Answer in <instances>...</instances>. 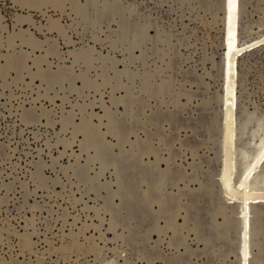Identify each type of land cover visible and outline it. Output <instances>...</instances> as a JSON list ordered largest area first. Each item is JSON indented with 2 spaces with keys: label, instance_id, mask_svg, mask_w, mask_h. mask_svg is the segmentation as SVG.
I'll list each match as a JSON object with an SVG mask.
<instances>
[{
  "label": "rangeland",
  "instance_id": "374dc122",
  "mask_svg": "<svg viewBox=\"0 0 264 264\" xmlns=\"http://www.w3.org/2000/svg\"><path fill=\"white\" fill-rule=\"evenodd\" d=\"M0 264H264V0H0Z\"/></svg>",
  "mask_w": 264,
  "mask_h": 264
},
{
  "label": "bare ground",
  "instance_id": "6f19581e",
  "mask_svg": "<svg viewBox=\"0 0 264 264\" xmlns=\"http://www.w3.org/2000/svg\"><path fill=\"white\" fill-rule=\"evenodd\" d=\"M57 2V1H56ZM57 4V3H56ZM54 23H55V21H54ZM57 25H55V24H53V27L55 28ZM59 26V25H58ZM58 28V27H57ZM31 42H33V44H35V42H34V40L33 39H31ZM95 116V115H94ZM88 124V123H87ZM85 131H86V133H87V135H88V138L90 139V141L91 140H95L97 143L98 142H102L103 143V139H102V137H101V135L94 129V127L92 126L91 127V124L90 125H88V126H84V128H83ZM85 133V132H84ZM101 142H100V144H101ZM104 144V143H103ZM97 146L99 145V144H96ZM101 147V146H100ZM99 147V148H100ZM102 148H104V147H101L100 148V150L102 149ZM103 162V161H102ZM105 164V163H104ZM28 244V243H27Z\"/></svg>",
  "mask_w": 264,
  "mask_h": 264
}]
</instances>
